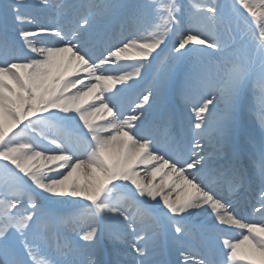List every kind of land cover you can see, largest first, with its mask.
<instances>
[{"label":"snow or ice","instance_id":"obj_1","mask_svg":"<svg viewBox=\"0 0 264 264\" xmlns=\"http://www.w3.org/2000/svg\"><path fill=\"white\" fill-rule=\"evenodd\" d=\"M256 93L264 0H0V264H264Z\"/></svg>","mask_w":264,"mask_h":264},{"label":"rangeland","instance_id":"obj_2","mask_svg":"<svg viewBox=\"0 0 264 264\" xmlns=\"http://www.w3.org/2000/svg\"><path fill=\"white\" fill-rule=\"evenodd\" d=\"M217 2L225 6H230L232 0H217ZM161 61H163V63H161L162 71H160L159 74H151L149 83L142 86V92H144L143 90L150 86L152 80H154L157 76H163L165 74V60L162 58ZM262 107L264 106H262L258 93L250 95L247 98L246 106L244 110L238 115L234 127V134H238V137L234 139L235 145L237 143V148L245 149L247 146L251 147V145L248 144V140L252 136H254L257 140L259 139L260 130L261 128H264V123H262L261 119ZM240 128H243L244 132H241Z\"/></svg>","mask_w":264,"mask_h":264},{"label":"bare ground","instance_id":"obj_3","mask_svg":"<svg viewBox=\"0 0 264 264\" xmlns=\"http://www.w3.org/2000/svg\"><path fill=\"white\" fill-rule=\"evenodd\" d=\"M126 2V1H125ZM10 38H13V39H18V36L16 34L15 31H10ZM165 62V66H166V61ZM161 63H163V61H159L157 63V66L151 71V74H159L161 70ZM150 74V76H151ZM150 76L148 79H150ZM131 83V82H129ZM147 85V84H146ZM143 86V85H142ZM142 86L136 88V89H133L131 90L126 96H125V100H124V103H125V107H127L128 103L131 102L132 100H135L136 97H138L140 95V93L142 92L141 90L143 89ZM119 87H123L121 85H118L117 88ZM141 88V89H140ZM145 91V89L143 90ZM241 119V117H240ZM241 129V132H244L243 128H240ZM241 135V133H240ZM234 136L235 134L233 135V140H232V149L233 151L237 154V156L239 157V162L242 163L244 161H248L247 159V150L250 148V146H247L243 151H237L236 148L234 147V144H235V140H234ZM236 137H238V134H236ZM248 144H250L249 140H248ZM248 213L246 212L245 215H247ZM253 215H255V213H253ZM173 259L176 258L175 255H173L172 257Z\"/></svg>","mask_w":264,"mask_h":264}]
</instances>
